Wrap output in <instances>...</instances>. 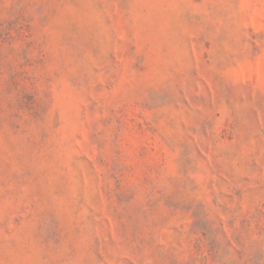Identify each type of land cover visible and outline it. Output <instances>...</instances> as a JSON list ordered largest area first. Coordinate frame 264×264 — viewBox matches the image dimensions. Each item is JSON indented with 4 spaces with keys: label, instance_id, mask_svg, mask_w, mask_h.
<instances>
[{
    "label": "rangeland",
    "instance_id": "374dc122",
    "mask_svg": "<svg viewBox=\"0 0 264 264\" xmlns=\"http://www.w3.org/2000/svg\"><path fill=\"white\" fill-rule=\"evenodd\" d=\"M0 264H264V0H0Z\"/></svg>",
    "mask_w": 264,
    "mask_h": 264
}]
</instances>
